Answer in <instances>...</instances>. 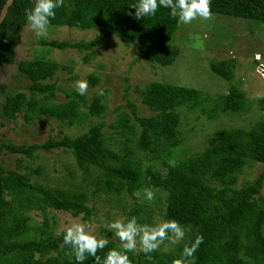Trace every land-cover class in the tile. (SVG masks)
Instances as JSON below:
<instances>
[{
    "label": "trees",
    "instance_id": "trees-1",
    "mask_svg": "<svg viewBox=\"0 0 264 264\" xmlns=\"http://www.w3.org/2000/svg\"><path fill=\"white\" fill-rule=\"evenodd\" d=\"M5 1L0 0V12ZM137 2L64 0L63 6L55 10V19L50 20V25L95 28L96 35L77 41L41 37L37 38V43L48 48L87 52L118 34L138 41L137 59L160 61L162 47L174 40L181 23L169 15V9L162 7L154 16L135 19V9L130 5ZM33 5L34 0H13L8 7L0 22V65L15 62L16 45L28 24L25 10ZM211 10L215 14L256 20L264 26V0H211ZM178 53L179 49L168 56ZM84 60L87 61L88 56H84ZM16 66L19 74L30 82L29 94L25 91L6 94L0 104L3 119L14 120L22 112L25 123L49 118L72 127L81 125L86 117L101 119L107 112L106 91L88 99L87 93L82 96L75 88H70L64 90L65 101L52 100L59 88L55 81L47 80L54 78L60 68L67 69L57 61L35 57L21 59ZM234 66V58L209 62L210 71L228 81L233 79ZM87 82L94 87L100 77L90 73ZM140 97L142 104L153 113L139 115L134 104L129 103L131 114L118 113L108 124L112 132L107 135V124L101 119L75 136H50L42 143L29 145L10 141L0 144V151L5 149L27 157H33L39 150L70 151L77 167L85 173L82 179L87 182V187L52 188L31 178L33 172L41 174L42 167L23 172L6 168L0 161V264H76L74 256L65 255L66 251H71L70 247L60 248L63 231L57 235L47 219L41 225L33 224L30 210L44 213L47 208H53L68 211L73 216L83 213L88 219L92 214L87 205L90 194L95 196L102 192L111 201L121 203L117 205L127 212V218L136 216L139 223H149L151 213L142 202L127 208L121 200L123 194L142 188L165 191L161 220L175 219L191 231L173 249L148 254L151 259L140 251L129 252L131 264H172L180 257L184 245L197 235L203 236V243L195 253V264H264V197L261 194L264 170L253 179L237 184L246 166L264 163V118L247 128L218 127L206 138L202 150L189 154L187 150L180 151L178 108L199 111L210 119L218 114L248 113L251 101L245 92L234 85L226 93L211 94L154 80L140 90ZM120 137L124 141L121 149H117L115 140ZM137 152L146 153L149 161L157 160L164 171L155 169L152 164L143 165L136 157ZM16 162L20 168L21 160ZM88 174L92 175L90 181ZM88 185L95 190L88 193ZM113 248L120 250L121 245L109 240L105 249L97 254L103 258ZM36 254L39 260L35 259ZM84 264H94L93 258L88 257Z\"/></svg>",
    "mask_w": 264,
    "mask_h": 264
},
{
    "label": "rangeland",
    "instance_id": "rangeland-1",
    "mask_svg": "<svg viewBox=\"0 0 264 264\" xmlns=\"http://www.w3.org/2000/svg\"><path fill=\"white\" fill-rule=\"evenodd\" d=\"M199 19V18H198ZM194 20L191 24H180V28L170 44L161 49L160 61H144L137 59V40L135 38L122 37L114 34L107 38L103 44L91 51H78L74 48H48L37 43V37L28 24L23 28L21 37L16 45L15 62L0 65V104L6 94L16 91H25L29 94V80L22 77L16 63L21 59H33L42 57L57 61L61 66L54 78L58 86L53 101L66 100L65 89L75 88L78 80H87L90 73L100 77V82L94 87L88 86L87 97L91 99L94 94L102 89L106 91L107 112L104 117L106 135L112 132L109 127L118 113L131 114L134 104L139 115H150L153 112L142 104L140 90L151 81L157 80L174 85H184L216 94L226 93L231 86L241 88L249 101L251 110L248 113L238 115L218 114L213 119L201 114L199 111H187L184 107L178 108L180 123L178 129L181 132L180 151L202 150L206 138L218 127H249L254 122L264 118V98L257 99V93H264V74L261 69L264 66V26L252 19L238 18L228 15L213 13L212 20ZM97 33L95 28L80 29L76 27L49 25L46 37L70 41L89 40ZM179 49L177 55L169 57L168 54ZM88 56V60H84ZM234 58V76L231 81L215 75L209 69L212 59L224 60ZM1 85H4L2 87ZM1 108V105H0ZM96 117H86L81 125L65 126L57 120L41 118L25 123L22 112L12 119L0 117V144L10 141L18 145L42 143L48 137L57 138L65 134L75 136L84 131L91 123L101 120ZM138 136V133L135 137ZM124 139L115 140L116 148L121 149ZM133 143V142H131ZM179 153V152H177ZM147 154L137 152L136 157L143 165L152 164L155 169L164 171V167L157 160H148ZM17 159L21 160L20 168H17ZM0 161L6 168H16L21 171L42 167L41 174L32 173V180L43 183L48 187L69 188L78 185L87 187L82 178L85 173L79 169L70 151L62 148L50 151L39 150L33 157L0 151ZM264 170V163H255L244 168L238 178V185L244 179H253ZM94 174V173H92ZM92 175H87L90 181ZM95 187L88 185L89 190ZM145 188L138 189L132 194H123L122 203L129 208L133 204L141 203L145 210L151 213L150 222L154 225L161 220V211L164 210L166 193L159 189H152L155 199L148 201L141 195ZM139 193V197L136 195ZM264 197V182L261 188ZM145 198V201L143 199ZM118 202V201H117ZM116 200L102 192L93 196L90 194L87 205L92 214L88 219L83 213L73 216L68 211L47 208L44 213L34 209L29 214L32 223L41 225L47 219L51 230L62 232L72 220L91 223L92 229L98 238H107L121 245L114 232L107 229V225L116 219H127V212L122 210ZM127 210V209H126ZM153 223V224H152ZM176 245L165 240L159 249L171 250ZM139 247V245H138Z\"/></svg>",
    "mask_w": 264,
    "mask_h": 264
},
{
    "label": "clouds",
    "instance_id": "clouds-1",
    "mask_svg": "<svg viewBox=\"0 0 264 264\" xmlns=\"http://www.w3.org/2000/svg\"><path fill=\"white\" fill-rule=\"evenodd\" d=\"M64 0H34L31 9L25 10V16L29 29L35 33L37 38L46 37L50 20L55 19L56 9L62 7ZM135 9L134 18L140 19L154 16L159 8L170 10L169 15L177 18L179 23L191 24L194 20H212L211 0H138L136 4L130 5ZM75 89L79 95H85L88 90L87 80L76 81ZM103 95V90L98 92ZM257 99L264 98V93H257ZM175 166V161L170 162ZM139 197V193L136 194ZM144 197L148 201L155 199L152 189L144 190ZM107 229L114 232L121 242V249H109L102 258L98 251L105 249L109 244L107 238H98L94 234L91 223L72 220L64 228L60 248L69 246L71 251L65 255L72 257L76 264H84L88 257H92L94 264H131L129 252H143L148 255L159 250L161 244L168 240L170 244L176 245L185 240L190 227L181 225L175 219L161 220L154 225L139 223L136 216L124 219H116L107 225ZM59 235V233H57ZM203 236L197 235L189 244H185L179 258L173 260L172 264H195V253ZM139 245V247H138ZM39 260V254L35 256Z\"/></svg>",
    "mask_w": 264,
    "mask_h": 264
},
{
    "label": "water",
    "instance_id": "water-1",
    "mask_svg": "<svg viewBox=\"0 0 264 264\" xmlns=\"http://www.w3.org/2000/svg\"><path fill=\"white\" fill-rule=\"evenodd\" d=\"M13 0H6L2 9H1V12H0V22L4 19L6 13H7V10H8V7L12 4Z\"/></svg>",
    "mask_w": 264,
    "mask_h": 264
},
{
    "label": "built area",
    "instance_id": "built-area-1",
    "mask_svg": "<svg viewBox=\"0 0 264 264\" xmlns=\"http://www.w3.org/2000/svg\"><path fill=\"white\" fill-rule=\"evenodd\" d=\"M262 73L264 74V66H262V69H261Z\"/></svg>",
    "mask_w": 264,
    "mask_h": 264
}]
</instances>
